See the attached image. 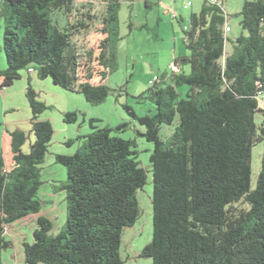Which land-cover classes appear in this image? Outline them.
<instances>
[{
	"label": "trees",
	"instance_id": "16d2710c",
	"mask_svg": "<svg viewBox=\"0 0 264 264\" xmlns=\"http://www.w3.org/2000/svg\"><path fill=\"white\" fill-rule=\"evenodd\" d=\"M76 1L0 0L6 59L0 89L27 68L82 93L91 104L105 100L111 90L105 78L116 65L111 35L117 33L122 0H106L99 18ZM54 12L62 15V23L51 17ZM239 14L246 34L235 38L228 53L223 11L203 0L182 28L187 54L173 61L178 70L160 74L144 92L155 112L137 116L124 105L144 126L140 134L153 143L152 238L139 253L151 264H264V157L255 186L250 185L251 150L264 140V120L256 121L264 116V0H244ZM91 31L98 35L96 47H87ZM80 63L85 66L82 80ZM94 76L97 83L91 81ZM180 85L187 86L184 96ZM26 98L34 136L29 151L22 150L26 134L15 129L10 132V171L0 154V264L2 251L12 246L2 224L38 213L43 203L38 195L41 164L53 127L40 118L46 106L30 86ZM76 116L67 112L64 120L73 122ZM175 117V130L164 141L159 130ZM94 120L81 149L55 155L67 170L61 187L65 229L50 235L51 220L38 216L33 241L23 242L26 264L124 262L122 232L140 215L136 191L146 182V170L135 159V141L115 134L126 122L97 127Z\"/></svg>",
	"mask_w": 264,
	"mask_h": 264
},
{
	"label": "rangeland",
	"instance_id": "374dc122",
	"mask_svg": "<svg viewBox=\"0 0 264 264\" xmlns=\"http://www.w3.org/2000/svg\"><path fill=\"white\" fill-rule=\"evenodd\" d=\"M150 1L151 4L147 7L144 6L142 0L121 2L117 33L111 35V43L115 47L116 65L105 78V84L111 90L100 104H91L82 93L55 85L48 77L40 78L35 69H22L19 79L0 89V152L8 168L14 163L10 132L19 129L26 134V140L22 146L23 152L29 151V145L34 140L30 123L31 109L26 98L29 86L36 93V98L46 106L39 116L49 120L53 127V135L48 144L44 162L41 164L43 183L38 195L41 200L48 201L52 198V206L49 203L43 204V210L49 211L47 216L52 223L49 234L53 236L65 229L67 205L65 190L61 188L67 182V170L65 166L55 161L54 155H71L84 146L87 134L92 131L89 124L90 118L95 119L92 124L97 127H113L126 122L125 128L115 134L135 141L134 149L137 152L135 159L146 170V182L136 191L140 215L132 226L125 227L122 232L119 252L124 260L123 264H151L149 257L139 256V253L152 238L150 196L153 187L149 165L153 143L140 134L145 130L144 126L128 114L124 105L129 106L137 116L151 115L155 112L152 101L143 97L145 90L152 86L149 79L166 70L169 72L173 63L169 59L175 42L173 33L178 37L177 44L187 51L182 28L188 27L190 13L198 12L203 2V0H190L192 4L186 6L187 0H160L162 4L157 3L156 0ZM243 2L244 0L224 1V10L228 14L227 19L230 26V31L227 33L228 40L225 42V51L228 53L233 50L235 38L241 33L246 34L239 23V13ZM76 4L80 6L79 2ZM164 6L170 9L169 13L164 12ZM103 9V4L97 2L91 13L99 18ZM81 10L85 11V8ZM173 12L177 15V19L172 18ZM180 14L182 20L179 19ZM51 17L58 19L59 24L63 22L60 13L54 12ZM129 20L133 22V30H130ZM98 23L97 21L96 25ZM140 23L145 24L138 28L137 25ZM3 26L4 19L0 16V67L5 66L6 68L2 48ZM97 37V34L90 33L86 38L87 41L85 40L87 45L96 47ZM181 68L188 72L187 65H181ZM93 82L97 83L96 77ZM1 83L2 77L0 76V86ZM177 90L181 96H184L187 86L180 85ZM67 112H76V120L65 121L64 114ZM263 120L264 116H256L257 122ZM176 125L177 117L170 125H163L160 128L159 134L164 141L174 132ZM263 157L264 140L253 146L251 150V188L255 186ZM30 220L23 227L25 238L29 243L33 241L32 230L36 227V223ZM18 230V226H13L6 235L11 240L12 246L8 248L9 250L2 251L3 264H14V254L18 256L19 264L24 263L22 262L24 261L23 242L17 233Z\"/></svg>",
	"mask_w": 264,
	"mask_h": 264
},
{
	"label": "crops",
	"instance_id": "0c3cea01",
	"mask_svg": "<svg viewBox=\"0 0 264 264\" xmlns=\"http://www.w3.org/2000/svg\"><path fill=\"white\" fill-rule=\"evenodd\" d=\"M123 1V0H122ZM126 1H129V2H132L133 0H126ZM143 1V3H144V6H149V4H151V1L150 0H142ZM76 2H79V4L80 5H84V4H87V6H89L90 8H91V12H93V10H94V7L96 6V4H97V2H100L101 4H103V7H104V9H103V11L105 10V5H106V0H77ZM156 2L158 3H161L162 4V2H160V0H156ZM187 6V5H186ZM164 8H165V13H169L170 12V9L168 8V7H165L164 6ZM172 18H175V19H177V15L173 12L172 13ZM179 19L180 20H182V15L180 14L179 15ZM100 20V19H99ZM144 24L145 23H140V24H138L137 26H138V28H141L142 26H144ZM129 26H130V30H133L134 28V26H133V22L131 21V20H129V24H128ZM135 28H137V27H135ZM90 33H93L92 31L90 32ZM95 34V33H94ZM173 37H174V40H175V42H174V44H173V50H172V52H171V56H169V59H171L172 60V62L175 60V59H177V58H179V57H182V56H184V55H186L187 54V51H184L182 48H181V46L180 45H178L177 43L178 42H176V39H178V37L176 36V34L175 33H173ZM183 41H184V38H183ZM5 68V66H3V67H0V70H3ZM164 72H167V70L166 71H164ZM163 72V73H164ZM161 73V72H160ZM151 79H149V81H150ZM41 119H45V118H41ZM0 154H1V152H0ZM54 157H55V155H54ZM13 167V165L10 167V168H8L6 165H5V170L6 171H10L11 170V168ZM52 196H54V194H52ZM43 201V203H42V205H41V209H40V211L38 212V213H35V214H31V215H27L26 217H23V218H21V219H19V220H17V221H15L14 223H12V224H10L8 227V232H9V229H11L13 226H18V231H17V233H18V235L21 237V241L22 242H27V240H26V238H25V233H24V231H23V227L25 226V224L28 222V220H30L31 222H35L36 223V218L38 217V216H44V217H47L48 218V216H47V213L49 212V211H47V212H45L44 210H43V204L44 205H46L47 203H49L50 205L52 204V198H50V200H48V201H46V200H42ZM52 206V205H51ZM48 219H50V218H48ZM35 229V227L33 228V230ZM32 230V231H33ZM9 236H10V234H9ZM10 240V239H9ZM13 240V239H12ZM6 250H9L8 248L6 249ZM13 258H14V264H19L18 263V256L17 255H13ZM2 264H3V257H2ZM22 260V259H21ZM20 262V261H19ZM22 262H24V263H21V264H26L25 263V261H22Z\"/></svg>",
	"mask_w": 264,
	"mask_h": 264
},
{
	"label": "built area",
	"instance_id": "2783aa9c",
	"mask_svg": "<svg viewBox=\"0 0 264 264\" xmlns=\"http://www.w3.org/2000/svg\"><path fill=\"white\" fill-rule=\"evenodd\" d=\"M207 3L211 4V5H214V6H217L219 8H221V10L223 11V15L225 17V23H224V33L227 34L229 31H230V26L228 25V19H227V16L228 14L226 13V11L224 10V0H205ZM192 3L190 0H187L186 1V5L187 6H190ZM90 45H87V47H89ZM84 69H85V66L83 63H80L79 64V68H78V75H79V78H83L84 76ZM171 70H174V71H177L178 68L177 66L174 64V62L172 63L171 65ZM96 77V80L97 82L99 81V77L98 76H94ZM94 77L91 79V81H93ZM159 81V75H154L152 77V79L150 80V83L153 84L155 82H158ZM261 105L264 107V101L261 102ZM3 228H4V234L7 235L8 234V226L5 225V224H2Z\"/></svg>",
	"mask_w": 264,
	"mask_h": 264
}]
</instances>
